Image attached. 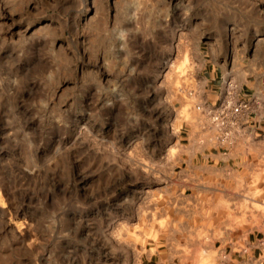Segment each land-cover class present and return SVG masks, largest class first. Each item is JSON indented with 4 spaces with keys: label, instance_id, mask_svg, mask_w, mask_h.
<instances>
[{
    "label": "rangeland",
    "instance_id": "374dc122",
    "mask_svg": "<svg viewBox=\"0 0 264 264\" xmlns=\"http://www.w3.org/2000/svg\"><path fill=\"white\" fill-rule=\"evenodd\" d=\"M227 81L264 105V0H0V264H147L166 238L215 264L264 236V135L185 160L219 149L196 105Z\"/></svg>",
    "mask_w": 264,
    "mask_h": 264
},
{
    "label": "built area",
    "instance_id": "2783aa9c",
    "mask_svg": "<svg viewBox=\"0 0 264 264\" xmlns=\"http://www.w3.org/2000/svg\"><path fill=\"white\" fill-rule=\"evenodd\" d=\"M236 91L237 86L227 81L218 101L196 105V109L206 118L195 134L194 141L199 147L219 148L226 153L234 145L237 136L246 133L245 126L252 107L250 101L240 99ZM263 249L264 237L252 240L247 236L235 237L217 249L216 259L219 264H223L236 255L241 264H264Z\"/></svg>",
    "mask_w": 264,
    "mask_h": 264
},
{
    "label": "crops",
    "instance_id": "0c3cea01",
    "mask_svg": "<svg viewBox=\"0 0 264 264\" xmlns=\"http://www.w3.org/2000/svg\"><path fill=\"white\" fill-rule=\"evenodd\" d=\"M213 76H211L210 80H213ZM216 85L211 82L208 87L209 95L211 92H216L214 89ZM246 95V93H244ZM246 135L260 136L264 135V105L259 106L257 110H254L253 115L248 117L247 124L245 126ZM233 151L224 152L223 150H211V149H202L197 151L185 152V160L191 164L193 168L198 170L207 169L208 167H216L219 164H224V161H229L232 157H235ZM186 162V163H187ZM210 163V164H208ZM247 236L248 239H254L256 237H264V236H256V235H236L231 236L228 234L222 238L216 239L213 241V247L217 250L220 247H223L231 238L235 237H244ZM160 247V249H159ZM175 246H173L172 242L169 239H165L163 243H160L157 247V250L153 252L149 257L146 258L147 264H171L173 262L172 255L176 252ZM264 252V249H263ZM154 255V259L152 258ZM215 264H219L217 259H215ZM223 264H241L236 255L232 256L227 260L226 263Z\"/></svg>",
    "mask_w": 264,
    "mask_h": 264
},
{
    "label": "bare ground",
    "instance_id": "6f19581e",
    "mask_svg": "<svg viewBox=\"0 0 264 264\" xmlns=\"http://www.w3.org/2000/svg\"><path fill=\"white\" fill-rule=\"evenodd\" d=\"M120 33H122V31L120 32ZM119 39L122 41L123 39H124V37H123V35L122 34H120V36H119ZM109 253V252H108ZM107 253V254H108ZM104 260V259H103ZM105 262V261H104ZM108 262H110V261H108ZM106 263V262H105Z\"/></svg>",
    "mask_w": 264,
    "mask_h": 264
}]
</instances>
